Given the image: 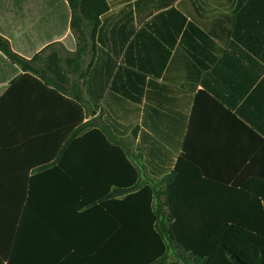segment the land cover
Segmentation results:
<instances>
[{"label":"crops","instance_id":"obj_1","mask_svg":"<svg viewBox=\"0 0 264 264\" xmlns=\"http://www.w3.org/2000/svg\"><path fill=\"white\" fill-rule=\"evenodd\" d=\"M106 3L93 31L69 0H0L10 51L38 54L33 68L66 91L0 51V264H103L102 221L71 212L74 174L90 193L134 171L161 202L177 178L186 217L264 233V0ZM84 124L81 144L65 148L67 175L58 154ZM200 186L208 215L189 207ZM174 248L162 264H184Z\"/></svg>","mask_w":264,"mask_h":264},{"label":"trees","instance_id":"obj_2","mask_svg":"<svg viewBox=\"0 0 264 264\" xmlns=\"http://www.w3.org/2000/svg\"><path fill=\"white\" fill-rule=\"evenodd\" d=\"M69 1L73 12H75L76 4L83 18L91 23L93 31L98 25V17L108 10L106 0H76L75 3L72 0ZM0 51L10 61L7 64L11 67L13 63L17 64L21 71L35 74L46 85L54 87L61 93H66L59 86L51 85L45 76L33 68V62L40 58L38 54L29 61L20 58L10 51L8 42L1 36ZM55 57H49V63L53 66L58 63ZM13 72L10 81L19 74L16 69ZM73 93L75 94L72 98L86 108L79 92L73 91ZM88 125L84 124L74 128L71 137L58 154V169L65 166L64 158L67 157L65 148L79 146L81 137L78 136ZM113 148L119 152L121 162L128 165L123 150L116 145ZM185 164L183 159L177 160L174 169L176 176L181 173V168ZM62 170L67 175L71 173L66 168ZM132 172L130 180L126 174L127 176H121L120 179L115 180L117 185L111 184L117 188L116 194L125 195L122 200L112 198L109 193L112 186H98L89 193L91 188L85 191L80 185V179L75 177L74 173L73 176H69L74 180L72 190L75 200L71 212L91 218V223L102 221L104 225V233L98 236L97 243L98 246H102V243L105 246L103 264H162L167 257V252H171L173 247L182 252L180 259L184 264H264V233L246 234L242 232L237 220L208 216L186 217L184 214L187 213H184L185 210L182 208L186 204L179 203L175 195V191L178 190L177 178L169 183L167 198L161 202L160 200L155 201L157 193L152 188L144 186L137 189L134 183V171ZM100 180L105 181V179ZM205 190L203 186L195 189V195L199 191L197 194L199 201L189 204V207L208 215L211 204L206 201L207 195L202 193ZM29 201L28 198V203ZM93 237L95 238V235Z\"/></svg>","mask_w":264,"mask_h":264}]
</instances>
